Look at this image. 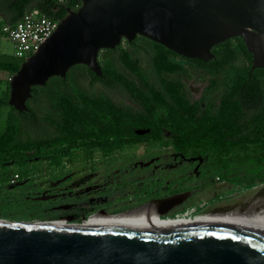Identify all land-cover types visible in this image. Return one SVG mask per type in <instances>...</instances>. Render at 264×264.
Listing matches in <instances>:
<instances>
[{
  "label": "water",
  "instance_id": "water-1",
  "mask_svg": "<svg viewBox=\"0 0 264 264\" xmlns=\"http://www.w3.org/2000/svg\"><path fill=\"white\" fill-rule=\"evenodd\" d=\"M80 1L11 77L8 105L16 111H28L33 87L64 79L72 67L83 65L101 76L99 53L137 36L206 62L214 58V46L240 37L252 55L251 69L264 68V0ZM191 193L136 207L153 203L158 218L174 220L146 230L0 218V264H264V201L167 218Z\"/></svg>",
  "mask_w": 264,
  "mask_h": 264
},
{
  "label": "trees",
  "instance_id": "trees-1",
  "mask_svg": "<svg viewBox=\"0 0 264 264\" xmlns=\"http://www.w3.org/2000/svg\"><path fill=\"white\" fill-rule=\"evenodd\" d=\"M3 2L17 19L32 9H38L48 18L62 20L68 9L76 10L81 5L80 0H67L64 4H58L53 0ZM139 39L147 42L150 49L137 44ZM124 42L126 48H122L121 43L113 50L104 51L116 57L127 69L143 80L154 77L155 81L147 93L142 92L123 73L115 69L109 60L101 63L98 58L101 76L83 65L71 69L85 68L90 76L91 85L100 83L110 90L123 88L126 94L141 106L143 113H133L115 105H103L96 100L84 99L82 107L74 104L67 92L71 70L64 79L54 77L57 83L52 89L50 80L45 86L33 87L32 96L27 101L28 111L25 112H18L8 105L10 95L8 85L0 98V106L10 108L5 130L0 133V167H6L4 162L7 159L25 166L43 155L51 156L52 166H59L63 156H67L73 150L95 146L104 152H110L144 140L166 141L182 153L193 151L209 157L229 153L239 144L264 146V68L251 69L252 55L248 53L240 37L228 39L214 46L212 48L214 58L208 62L179 56L141 36H137L131 43ZM141 48L150 60L147 70H143L131 54L133 49ZM174 58H180L187 64L202 69L207 75H223L226 78V90L215 110H212L216 101L210 98L212 93L204 97V107L197 106L187 101L178 82L158 78L166 71L182 67ZM241 58L244 59L245 66L234 68ZM23 61L15 56L0 53V72L8 73L12 77ZM46 103L58 113L57 120L61 130L51 135L46 134L37 138L26 136L20 139L19 135L24 127L35 128L40 125L38 113H47V117H54L50 111L47 112ZM251 113V118L247 120L246 117ZM140 129L149 132L137 135L135 131ZM244 129H247L246 133L243 132ZM227 171V167L220 163L219 170L210 177H224L223 174ZM252 175L245 183L238 184H243V188H252L264 183V176ZM3 181L6 180L1 178L0 182Z\"/></svg>",
  "mask_w": 264,
  "mask_h": 264
},
{
  "label": "rangeland",
  "instance_id": "rangeland-1",
  "mask_svg": "<svg viewBox=\"0 0 264 264\" xmlns=\"http://www.w3.org/2000/svg\"><path fill=\"white\" fill-rule=\"evenodd\" d=\"M124 43L122 42V48H126ZM137 44L150 49V45L143 39H139ZM15 52L13 42L0 36V53L15 56ZM131 54L143 70L148 69L150 60L142 48L133 49ZM106 60H109L115 69L123 73L142 92L147 93L155 81L154 77L143 80L127 69L116 57L103 50L99 55V61L103 63ZM174 61L182 67L174 71H166L158 78L178 82L187 101L197 106L203 103L206 95L212 93L210 98L216 99L212 110H215L226 90V78L223 75H207L202 69L189 65L180 58H174ZM243 66L245 61L241 58L234 68ZM70 70L67 92L74 104L82 107L84 99L96 100L103 105H115L126 111L143 113L141 106L134 98L129 97L123 88L108 90L100 83L91 85L90 76L85 68ZM10 79L8 73L0 72V98ZM55 83L57 81L51 78L50 89ZM45 107L54 117L49 118L47 113H38L43 128L24 127L19 135L20 139L26 136L37 138L46 134L51 135L61 130L57 120L58 113L52 110L49 103H46ZM9 112L8 106H0V133L5 130ZM251 116L252 113L246 119L249 120ZM245 122L246 120L243 121ZM244 130L243 132L246 133L247 129ZM50 158L49 155H43L25 166L18 165L16 161L10 159L4 162L6 167H0V179L6 180L0 182L1 219L28 224L40 222L49 224L52 221L68 219L67 223H69L68 217L59 219L55 215L61 210L60 204L71 203L72 206L67 209L70 212L67 214L74 215L76 219L73 222L76 224L96 213L99 207L113 212L115 209L138 205L155 195L192 191V196L172 210V213L170 212L172 215L186 206L187 212L177 217H190L208 211L234 208L264 185L263 183L252 188H243V184L230 181L229 178L232 177L230 171L224 172V177H210L219 170L220 163H223L227 170L229 165L233 166L240 174L244 172L247 176L252 173V176L256 174L264 176L263 145L246 144L219 157L217 155L209 157L193 151L182 153L166 141L144 140L110 152H104L94 146L73 150L67 156H63L61 166L57 167L50 164ZM250 169L252 171H249ZM16 171L21 173L20 178L9 185L7 181ZM68 174L69 178L60 179ZM82 198H86L90 205L75 202L76 199ZM53 205L58 206L51 210ZM82 206L88 208V212H80L78 209ZM197 208L200 211H196ZM170 215L167 216L172 218ZM44 217L45 219H42ZM170 221L173 220H167ZM165 222L166 220L157 218L144 225H158Z\"/></svg>",
  "mask_w": 264,
  "mask_h": 264
},
{
  "label": "built area",
  "instance_id": "built-area-1",
  "mask_svg": "<svg viewBox=\"0 0 264 264\" xmlns=\"http://www.w3.org/2000/svg\"><path fill=\"white\" fill-rule=\"evenodd\" d=\"M2 1L4 0H0V3ZM53 1L58 4L67 2V0ZM59 22L58 19L48 18L38 9H32L13 23L0 22V36H4L13 42L16 51L15 57L25 60L56 29ZM19 178V173H13L7 183L12 185ZM83 220L81 223H83Z\"/></svg>",
  "mask_w": 264,
  "mask_h": 264
},
{
  "label": "bare ground",
  "instance_id": "bare-ground-1",
  "mask_svg": "<svg viewBox=\"0 0 264 264\" xmlns=\"http://www.w3.org/2000/svg\"><path fill=\"white\" fill-rule=\"evenodd\" d=\"M192 193L187 195L186 197L189 198L192 195ZM262 201H264V185L258 188L257 191L250 198H247L242 204H239L236 207L254 204ZM208 213H212V212L208 211ZM202 214H207V213H201L194 216H198ZM157 218L158 217L155 213V204L149 203L142 207L133 209L129 212H124L115 216H111L110 214L104 211H99L94 215H91L88 218H86L84 222V226L93 227V228H107V229L146 230L156 225H144V224H147ZM184 218H188V217L187 216L179 217L177 220ZM66 221L67 219H60L58 221H52L49 224H52L53 226L56 227H68L72 225L67 223Z\"/></svg>",
  "mask_w": 264,
  "mask_h": 264
},
{
  "label": "flooded vegetation",
  "instance_id": "flooded-vegetation-1",
  "mask_svg": "<svg viewBox=\"0 0 264 264\" xmlns=\"http://www.w3.org/2000/svg\"><path fill=\"white\" fill-rule=\"evenodd\" d=\"M106 88V87H105ZM107 89V88H106ZM108 90H110V89H108ZM215 99V98H214ZM216 100V99H215ZM203 107L205 106V104L204 103H202L201 104ZM36 128V127H35ZM41 129V128H43V126L42 125H39L38 126V129ZM240 146H243V144H239L238 146H236V147H240ZM93 147V146H92ZM95 147V146H94ZM235 147V148H236ZM59 166H61V165H59ZM57 167V166H56ZM230 167V168H229ZM228 171H230V176H232V177H230L229 179H230V181L231 182H233V183H235V182H237V183H245L247 180H249L250 179V176H251V174L250 175H246V174H244V172H242L241 174H240V172H239V170L238 169H235L233 166H228ZM227 171V172H228ZM250 171V170H249ZM61 176V175H60ZM70 177V175L68 174V175H65V176H62L60 179L62 180L63 178L64 179H67V178H69ZM218 179H220V177H217ZM59 194V193H58ZM58 194H57V196H58ZM68 194V193H67ZM173 194H175V193H169V194H167V193H164V194H159V195H155V196H152V198L151 199H149V200H144V201H141L138 205H135V206H128V207H124V208H119V209H115L113 212H108V210L106 209V208H104V207H99V208H97V212H99V211H104V212H106V213H108V214H119V213H124V212H128V211H130V210H132V209H134V208H136V207H138V206H141V205H143V204H145V203H147V202H149V201H151V200H157V199H162V198H165V197H168V196H171V195H173ZM192 195H193V193H192ZM191 195V196H192ZM70 196V195H69ZM63 198H67V197H63ZM62 198V199H63ZM74 200V199H73ZM83 202V203H88L87 202V199L86 198H82V199H76L75 200V202ZM68 202H70V201H68ZM88 205H90V203H88ZM87 205V206H88ZM57 206L58 205H53L52 207H51V210H53V209H55V208H57ZM72 206V204L71 203H65V204H60L59 205V207H60V209L61 210H59V212L57 213V215H58V217H59V219L60 218H62V217H68L70 220H69V223L70 224H75V222H73V220H75L76 218L74 217V215H70V214H67V213H69L70 211H68L67 209L69 208V207H71ZM199 208V207H198ZM197 208V210L196 211H200V209H198ZM93 209V208H92ZM95 209V208H94ZM175 209V208H174ZM173 209V210H174ZM80 212L82 211V213H86V212H88V208H85V207H81V208H79L78 209ZM77 210V211H78ZM187 210H188V208L185 206V207H182L181 209H179L178 211H175L172 215H170L171 213H172V211H171V213H169V215L170 216H172V218H175V217H177L178 215H183V214H185L186 212H187ZM45 211H50V210H46L45 209ZM116 211H119V212H116ZM193 211H195V210H193ZM96 212V213H97ZM56 213V212H55ZM67 214V215H66ZM95 214V213H94ZM93 214V215H94ZM167 218H170V217H168V216H166ZM84 219V222H85V218H83ZM82 219V220H83ZM57 221V220H56ZM66 222H68V219H67V221ZM76 224H79V223H77L76 222Z\"/></svg>",
  "mask_w": 264,
  "mask_h": 264
},
{
  "label": "crops",
  "instance_id": "crops-1",
  "mask_svg": "<svg viewBox=\"0 0 264 264\" xmlns=\"http://www.w3.org/2000/svg\"><path fill=\"white\" fill-rule=\"evenodd\" d=\"M18 19L16 15L6 7L5 2L2 1L0 3V22L13 23Z\"/></svg>",
  "mask_w": 264,
  "mask_h": 264
}]
</instances>
